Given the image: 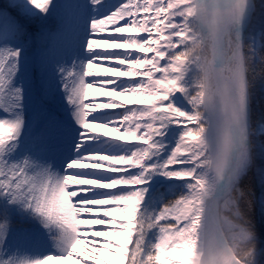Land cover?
<instances>
[{
	"label": "snow or ice",
	"instance_id": "6c2138e0",
	"mask_svg": "<svg viewBox=\"0 0 264 264\" xmlns=\"http://www.w3.org/2000/svg\"><path fill=\"white\" fill-rule=\"evenodd\" d=\"M0 264H264V0L0 2Z\"/></svg>",
	"mask_w": 264,
	"mask_h": 264
},
{
	"label": "trees",
	"instance_id": "16d2710c",
	"mask_svg": "<svg viewBox=\"0 0 264 264\" xmlns=\"http://www.w3.org/2000/svg\"><path fill=\"white\" fill-rule=\"evenodd\" d=\"M0 2L7 3L5 0H0ZM258 2H260V0H258ZM51 26H55V22L54 21L51 22ZM258 227H259V223H258Z\"/></svg>",
	"mask_w": 264,
	"mask_h": 264
}]
</instances>
